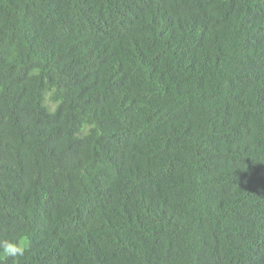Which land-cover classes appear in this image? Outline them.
<instances>
[{
    "label": "trees",
    "instance_id": "obj_1",
    "mask_svg": "<svg viewBox=\"0 0 264 264\" xmlns=\"http://www.w3.org/2000/svg\"><path fill=\"white\" fill-rule=\"evenodd\" d=\"M17 237L0 264H264V0H0Z\"/></svg>",
    "mask_w": 264,
    "mask_h": 264
},
{
    "label": "clouds",
    "instance_id": "obj_2",
    "mask_svg": "<svg viewBox=\"0 0 264 264\" xmlns=\"http://www.w3.org/2000/svg\"><path fill=\"white\" fill-rule=\"evenodd\" d=\"M56 89L53 87L44 95V103L50 113H55L59 100L55 98ZM27 248V241L23 237L15 239H0V261L7 257L18 259L22 257Z\"/></svg>",
    "mask_w": 264,
    "mask_h": 264
}]
</instances>
